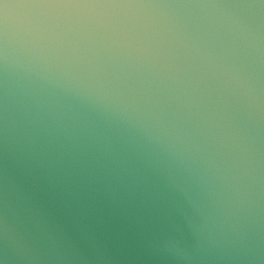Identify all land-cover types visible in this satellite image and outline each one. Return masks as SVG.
I'll return each instance as SVG.
<instances>
[{
    "label": "water",
    "instance_id": "95a60500",
    "mask_svg": "<svg viewBox=\"0 0 264 264\" xmlns=\"http://www.w3.org/2000/svg\"><path fill=\"white\" fill-rule=\"evenodd\" d=\"M0 264H264V0H0Z\"/></svg>",
    "mask_w": 264,
    "mask_h": 264
}]
</instances>
